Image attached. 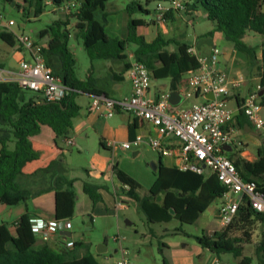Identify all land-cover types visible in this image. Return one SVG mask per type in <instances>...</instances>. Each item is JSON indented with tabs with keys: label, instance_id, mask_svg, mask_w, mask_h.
Listing matches in <instances>:
<instances>
[{
	"label": "trees",
	"instance_id": "trees-1",
	"mask_svg": "<svg viewBox=\"0 0 264 264\" xmlns=\"http://www.w3.org/2000/svg\"><path fill=\"white\" fill-rule=\"evenodd\" d=\"M13 3L15 0H5ZM28 6L43 8L51 2L54 8L69 0H25ZM79 13L72 14L77 21L76 29L80 32L84 46L92 60H118L129 46H133L134 60L144 62L154 79H172L187 75L199 68L197 58L190 53L188 44H177V52H169V45L159 36L148 43L137 33L138 27L145 21L135 19L136 13L150 14L151 3L165 0H131L127 5L130 15L129 33L125 40L111 38L106 32L105 23L98 19L105 13L109 0H79ZM188 9L202 10L214 24V29L207 34L213 37L222 33L241 53L257 67L263 95L260 97L264 106V0H189ZM105 16V15H104ZM70 16L64 15L48 27L50 41L44 50L46 62L54 74L61 78L70 93L60 102H43L40 95L30 97L29 92L13 83H0V201L8 196L23 199L28 196L21 184L23 169L27 164L40 159V153L34 148L32 138L40 134L42 126L50 127L56 140L70 136L73 121L80 113L76 98L84 94L103 95L96 88L94 79L82 81L77 77V61L70 47L73 33L68 26ZM250 33L260 37L259 44L247 41ZM0 39L11 46L15 45L11 35L0 31ZM261 52V58L258 53ZM59 162V160H58ZM57 161L47 168L39 169L29 177L46 173ZM242 177L264 182V148L259 150V160L242 164L235 163ZM117 179L129 187L127 200H135L144 212L150 224L170 223L178 220L182 224H196L200 216L226 192L225 186L213 173L197 174L192 171H180L177 168L159 166L157 181L148 196L141 197L137 190L139 184L127 175L118 164L113 165ZM75 180L56 176L51 182V189H65L60 195L59 208L64 218H72L75 213L77 195L74 190ZM258 184L264 192V185ZM99 186L85 182L84 191L93 204L101 201ZM165 193L162 202L155 199ZM18 232L13 234L10 225L0 226V264H98L90 252V244L74 241L72 250L59 252L48 244L38 246L31 218L23 215L18 222ZM261 227V238L255 248V259L244 255L245 244L251 243L253 228ZM240 233V235H237ZM202 248L220 256L232 254L238 264H264V213L252 209L244 198L233 222L224 230L212 235L196 236ZM163 246H165L163 244Z\"/></svg>",
	"mask_w": 264,
	"mask_h": 264
},
{
	"label": "crops",
	"instance_id": "crops-1",
	"mask_svg": "<svg viewBox=\"0 0 264 264\" xmlns=\"http://www.w3.org/2000/svg\"><path fill=\"white\" fill-rule=\"evenodd\" d=\"M130 2L131 0H109L105 13L98 15V19L103 20L105 23L106 32L109 37L121 40H125L128 37L130 15L127 12V5ZM156 3L154 2L147 6L150 11V14H146L147 17L141 13H136L133 16L135 19L145 21V25L138 27L137 33L139 36L144 37L148 43L155 41L161 36L165 41L169 42V45L166 47L169 52H177V44H188L190 47L195 48L199 54L208 55L211 49L216 47L214 45L216 37L225 39L222 33H217L213 37H207V34L214 29V24L208 20L207 14L202 10L189 9L187 12L170 13L167 22L164 24L156 21L154 12ZM13 4L17 5L18 8L20 7L19 4L22 6L27 5L25 0H15ZM20 9L19 11L22 12ZM55 10L58 9L55 8ZM60 13L64 16L62 12ZM0 31L11 35L12 40L15 42L14 46L5 41L3 42L4 44H0V66L6 69H15L25 57L22 48L16 40L18 32L14 29L9 30L5 28L3 23H0ZM251 38L259 39L260 37L250 33L247 41L249 42L250 40L248 39ZM226 42V45L221 50L220 63L230 71L233 77L237 75L244 76L245 82L242 87L232 91V95L228 101L230 109L234 112V119L227 126V130L232 134L235 141L224 148V153L229 159L234 163L237 162L239 165L243 162L254 163L259 160V150L264 148V135L261 131L255 129L252 122L242 112V104L245 97L255 91L257 86L260 85V77L257 76V67L252 66L248 57L238 51L232 43L227 40ZM133 49L132 45L129 46L121 54L122 59L114 61L103 60L105 63L96 64L95 67L91 68V71L85 69L78 72L76 65L77 77L82 81H87L90 78L94 79L96 88L102 90L103 96L108 98L120 100L129 97L132 92V86L128 77V69L134 59ZM258 58H261V52L258 53ZM13 60H16V63H13ZM186 78V75L170 78L168 80L171 83L164 84L160 82L164 79L158 80L152 76V87L149 95L157 98L162 94L177 91L182 97L183 91L187 90ZM93 96L95 95L82 93L76 98V102L81 110L79 115L74 119L73 128L70 132V136L75 140L74 146H68L65 139L59 138L56 140L54 131L48 126H42L40 134L32 138L34 148L40 153V159L27 164L23 169L24 175L21 178V184L27 191L28 196L23 199L5 196L0 201V216H3L0 226L8 224L10 225L11 232L17 234L19 226L14 227V225L20 221L23 215H29L31 221L34 219L69 221L71 224L69 231L72 233V238L65 241L60 233H58L53 235L48 241L38 238L37 245L48 244L54 250L63 252L73 249L74 246H71L72 242L81 241L90 244V252L98 264H116L118 259L111 255L109 256L108 244L102 240V236L105 237L107 234L106 228H102L101 230L93 228L89 230L87 236L78 237V235L74 236L73 220L78 217H85L89 221L90 227H94L97 222L106 227L110 221L109 218H114L116 219L118 231L121 230L119 225L120 213L129 209L126 197L127 190L115 176L113 172L114 164L109 176V164L111 161L113 162L119 158L121 154L127 157L132 152L133 157L139 158L144 151L143 147H146V150L149 147L144 145L137 149H119L114 151L111 149V144L113 142L123 143L132 141L138 135L147 136L153 132V128L148 122L127 113H120L111 118H105L98 113H91L89 106ZM202 101L203 99L198 98L195 101L189 100L187 102L190 105L191 103H201ZM183 102L186 101L183 99L181 104ZM261 116L264 118V106L261 109ZM158 158L159 165L156 166L157 169L153 173L154 176L146 175L145 187H147L149 193L146 192L142 195L140 180L130 176L139 184L140 187L137 193L141 197L150 194V190L157 181L158 176L156 172H158L161 164L166 168H176L174 157H161L158 155ZM54 161H57V163L46 173L29 177L39 169L47 168ZM83 161L89 164L88 167H83V165L79 164V162ZM59 175L70 180H75L74 190L77 195V201L72 218H64L59 208L60 195L66 190L51 189L53 178ZM252 180L257 182V184L262 183L261 180H256L255 178H252ZM86 181L99 186L98 193L101 196V201L95 205L84 191ZM262 184L264 185V182ZM164 195L165 193H161L157 197L158 200L157 198L155 200L162 202ZM218 200H221L220 205L212 211L218 224L209 225L204 234L212 235L217 231L212 230L214 227L223 230L220 226L219 209L224 198L222 197ZM81 202L82 204H80ZM119 205H124L125 208L120 209ZM211 206L204 213H207ZM150 233L153 237L158 236V233H155L153 229H151ZM123 240L124 238H122ZM117 243L122 245V242ZM199 247L196 251L197 255H189L186 251H182L176 254L172 260L167 255L166 246H164V249H160V254L164 258V264H195L194 257L197 256L201 259L206 253H209L208 264L215 262L217 264H224L222 259H224L225 254L218 256L202 248L200 245ZM116 253H118L117 250ZM140 257L141 255L136 253L135 259L137 261H139Z\"/></svg>",
	"mask_w": 264,
	"mask_h": 264
},
{
	"label": "built area",
	"instance_id": "built-area-1",
	"mask_svg": "<svg viewBox=\"0 0 264 264\" xmlns=\"http://www.w3.org/2000/svg\"><path fill=\"white\" fill-rule=\"evenodd\" d=\"M81 3L79 0H69L57 9L70 16L79 13ZM188 4L189 0L158 1L154 10L156 21L164 24L170 13L187 12ZM26 19L23 16V20ZM3 25L11 30L16 23L9 20L3 22ZM16 40L25 57L15 69L0 66V83H13L22 90L37 93L43 102H60L68 96L70 88L63 84L46 62L44 50L47 45L23 32L16 34ZM188 53L197 58L200 66L186 75L187 90L183 91L182 97L186 102L201 98V103L194 102L186 106L180 103L174 106L169 102L170 93L157 98L150 96L152 73L144 62L133 59L128 69L131 95L120 100L103 95L93 96L89 111L105 118L127 113L151 124V134L138 135L128 142H113L112 150H131L146 145L161 157H174L176 168L180 171H192L201 175L208 170L215 174L226 188L224 201L219 209L220 226L224 230L233 222L244 198L249 201L253 210L264 213V192L260 190L257 182L246 181L236 164L224 153V148L235 141L227 130V126L234 119V112L228 101L232 91L242 87L245 78L242 75L233 77L221 65L222 52L217 47H213L208 55L199 54L193 47L188 49ZM260 91L261 86L258 85L255 91L245 97L242 112L255 129L264 135ZM208 94L213 96L212 100L206 98ZM65 141L68 146L75 144L71 136L65 138ZM124 188L129 190L128 186L124 185ZM119 206L120 209L125 208L124 205ZM31 224L35 236L44 241L71 228L69 221L34 219ZM17 226L18 223L14 225ZM114 240L122 242V238L118 236ZM73 245L74 242L71 243ZM116 264H131L127 250H122V257Z\"/></svg>",
	"mask_w": 264,
	"mask_h": 264
},
{
	"label": "rangeland",
	"instance_id": "rangeland-1",
	"mask_svg": "<svg viewBox=\"0 0 264 264\" xmlns=\"http://www.w3.org/2000/svg\"><path fill=\"white\" fill-rule=\"evenodd\" d=\"M19 6L22 12L19 11L17 5L8 3L5 0H0V23L14 20L16 25L12 29L16 30L18 33L23 32L38 38V41L47 45L51 39L49 32L47 31L48 27L62 16L60 11L55 10L51 3L47 2H45L43 8L40 9L35 6H22L21 4H19ZM23 16H26L27 19L23 20ZM144 16L147 17L145 14ZM69 22V30L74 34L70 40V47L77 59L78 72L85 69L91 71V68L95 67L96 64L105 63L103 60H95L93 62L84 46L80 32L76 29L77 21L75 17L70 15ZM248 40H250L249 42L252 44H256L257 41V44L260 43V38H251ZM3 42L4 41L0 39V44H4ZM214 42V45L220 50H222L227 43L226 40L223 38L221 39V37H216ZM13 63H16V60H13ZM160 82L164 84L171 83L168 79H164ZM28 94L30 97L35 96V94L31 92ZM182 105H189V102H183ZM145 148L146 147H143L144 151L139 158L133 157L132 152L127 157L121 154L119 158L110 162L108 169L110 176L112 165L118 163L119 168L125 173L129 176L138 178L142 185V195L146 192L149 193L147 187H145L146 175L154 176L153 173L155 170L153 169V165H159L158 154L153 152L150 148L147 150ZM79 164L83 165V167H88L89 165L86 161L79 162ZM156 174H158V172H156ZM127 202L129 209L125 212H121L119 217L120 231L117 229L116 219L114 218H109L110 221L106 227L99 222H97L94 227H90L87 218L78 217L73 220L74 236L78 235V237H83L88 235L90 229L96 228L97 230H101L102 228H106L105 230H107V234L105 237L102 236V240L108 244L109 256L111 255L119 260L122 257V250H127L131 264H164V258L160 254V249H164L163 244L167 247V255L170 260L175 258V255L182 251H186L189 255H197L196 251L200 247L196 240V236L206 233L205 231L209 225L218 224L212 211L220 205L221 200H217L212 204L209 211L204 213L198 222L193 225L182 224L178 220H173L172 222L165 224H150L144 212L141 210L140 205L135 200L128 199ZM80 204H82V202ZM2 219L3 216H0V224L2 223ZM129 222L131 224H129ZM151 229H153L155 233H158L157 237L151 235ZM212 230L218 231L219 228L214 227ZM237 235H240V233H237ZM251 235V243L245 244L244 255L255 259V248L261 238V227L256 225L253 228ZM116 236L124 238L122 245H119V243L114 240ZM116 250L118 253H116ZM136 253L141 255L139 261L135 259ZM208 254L209 253H206L201 259L195 256V264H208ZM223 258L222 261H224V264L238 263V259L232 254L227 253Z\"/></svg>",
	"mask_w": 264,
	"mask_h": 264
},
{
	"label": "water",
	"instance_id": "water-1",
	"mask_svg": "<svg viewBox=\"0 0 264 264\" xmlns=\"http://www.w3.org/2000/svg\"><path fill=\"white\" fill-rule=\"evenodd\" d=\"M260 95H262V93H260ZM206 98L212 100L213 96L211 94H208V95H206ZM169 102L171 105H174V106L179 105L182 102V97H181L180 93L177 91L171 92L170 96H169ZM153 169L154 170L157 169L156 165H153ZM208 173H209V171L207 170V174ZM129 224H131V223L129 222ZM60 235L63 237V239L65 241L72 238V233L70 231L60 232Z\"/></svg>",
	"mask_w": 264,
	"mask_h": 264
}]
</instances>
